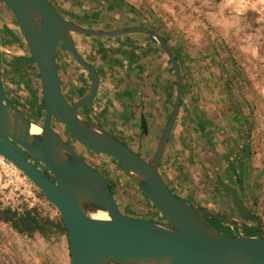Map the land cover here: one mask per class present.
I'll use <instances>...</instances> for the list:
<instances>
[{"label":"water","instance_id":"95a60500","mask_svg":"<svg viewBox=\"0 0 264 264\" xmlns=\"http://www.w3.org/2000/svg\"><path fill=\"white\" fill-rule=\"evenodd\" d=\"M2 1L14 14L35 60L45 112L42 125H38L21 111L4 88L0 65V156L23 173L58 210L67 228L71 264H264V237L249 235L243 227L220 214L182 201L172 193L161 174V161L183 96L182 70L165 38L142 25L112 30L87 28L66 19L50 0ZM74 34L146 35L170 59L176 82L175 101L152 160L81 117L79 109L93 102L100 79L93 65L77 51ZM60 45L65 46L90 77L88 93L74 104L62 91L57 65ZM53 120L59 121L73 140L87 150L115 159L165 222L126 216L105 177L53 129ZM30 124L39 126L41 133H29ZM140 128L143 135L148 134V122L143 114ZM236 179L239 181L238 175ZM216 186L230 197L242 219L250 217L236 187L220 180ZM102 215L107 219L100 218ZM209 218L242 232L227 236Z\"/></svg>","mask_w":264,"mask_h":264},{"label":"rangeland","instance_id":"374dc122","mask_svg":"<svg viewBox=\"0 0 264 264\" xmlns=\"http://www.w3.org/2000/svg\"><path fill=\"white\" fill-rule=\"evenodd\" d=\"M218 1L223 2L229 17L220 28H215L211 23L205 24L204 38L198 40L203 39L204 46L208 47L207 52H179L178 55L185 64V75L191 82L186 86V101L176 121L172 141L168 144L173 160L167 169L171 170L172 187L177 185L180 193L183 194V199L188 200L184 202L195 207L196 204L211 207L215 205L213 201L218 202L219 197L216 196V192L224 191L216 187L217 173L223 174L222 177L234 183L233 170L241 169L242 183L245 185L242 191L244 201L249 211L260 218L261 230L264 234V0ZM218 1L212 0L211 9L218 4ZM12 16L14 14L0 0V32H3L5 25L7 33L24 44L19 29L13 30L14 27L17 29L18 25L11 24ZM198 40H193V44L198 46ZM17 44V40L0 33L2 48L15 50L17 53L9 54L10 58L7 56L10 62L30 55L25 50L18 51ZM20 46L22 47V44ZM62 53L66 56L71 55L60 45L57 54ZM3 57H5L4 52ZM10 62L7 65L4 63L8 66L5 69L13 79L16 89L5 86V90L21 111L31 117L35 111L31 102V92L28 87L16 82L20 77L13 73ZM28 66L21 70L25 80L34 73L33 65ZM2 68L4 69V66ZM175 94L173 83L172 91L166 93L168 100L164 103L165 106L159 100L151 102L152 110L149 112L151 126L156 125L161 131L163 130L171 113ZM66 99L71 104L74 102ZM83 108L80 110V115L86 119ZM44 112L45 110L42 112L43 117ZM244 113L247 115V124L245 129L240 126L238 128L236 118L239 114L242 117ZM234 115L237 117L235 118ZM96 121L99 122L97 118ZM59 127L60 133L56 130L57 133L65 136L68 142L76 143L63 125ZM181 128L186 129L181 131ZM195 130H199V134L198 132L195 134ZM247 130L250 132L248 136L250 155L247 160L246 154V157L240 161L241 165L239 163L237 165L234 157L242 151L239 145L248 141ZM118 136L126 139L134 138L136 134L131 132ZM234 138L237 142H234ZM158 140L159 135L155 140H148L145 143L143 154L148 158L154 156ZM76 145L91 161L101 160L97 154L80 144L76 143ZM216 146L220 150H216ZM220 154L224 162L219 171L213 162ZM102 159L115 163L114 159L106 156H102ZM1 160L0 156V206L23 208L32 205V208L37 207L44 217L57 218L60 215L23 173L15 167L1 165ZM230 162L236 165L235 168L230 167ZM100 169L107 180H112L105 168L101 166ZM193 170L195 171L192 172ZM179 174H181L180 183L177 182ZM127 181L132 189L137 187L131 179ZM115 194L119 208L126 213L119 190H116ZM140 197L143 198L142 194ZM222 211L221 216L244 227L249 235H258L257 225L253 224L250 217L242 219L234 206L227 208L226 204L222 205ZM218 226L223 232L227 231L222 223L219 222ZM230 227L239 229L231 225ZM0 264H71L69 242L66 236L58 233H53L50 238H45L41 234H35L33 237L23 236L10 225L0 222Z\"/></svg>","mask_w":264,"mask_h":264},{"label":"crops","instance_id":"0c3cea01","mask_svg":"<svg viewBox=\"0 0 264 264\" xmlns=\"http://www.w3.org/2000/svg\"><path fill=\"white\" fill-rule=\"evenodd\" d=\"M50 1L66 19L87 28L112 30L134 25L150 27L167 40L177 55L179 52H207L208 47L204 46L203 39L198 40L204 38L205 24L211 23L215 28H220L229 17L223 2L218 0H216L218 4L212 9V0ZM193 40H198L199 45H194ZM73 41L77 51L93 65L100 79L95 99L83 108L86 119L117 137L131 132L137 135L142 114L151 126L149 120V112L152 110L151 102L159 100L165 106L164 103L168 100L166 93L172 91L174 80L171 66L167 63L156 41L142 34L118 37L76 34L73 35ZM179 59L182 66L183 83L187 86L191 81L185 75V64L180 57ZM57 65L65 97L74 102L84 97L90 86L88 72L76 63L71 55L66 56L64 53L57 54ZM237 119L238 128L240 126L245 129L247 115L244 113L241 117L239 114ZM155 126H151V132L154 131ZM175 126L176 124L174 128ZM184 129L186 128H181V131ZM196 133L199 134V130H195ZM133 139H137V136ZM133 142L137 144L138 141ZM234 142H237L236 139ZM239 147L241 150L245 149L246 141ZM216 150H220L218 146ZM197 154L198 152L195 156ZM172 155L167 146L160 165L161 174L172 193L182 201H188L183 199V194L180 193L177 185L175 187L171 185L173 178L170 174L171 170L167 167L171 166ZM223 162L220 154L213 164L220 171ZM174 175L177 177L175 173ZM218 175L223 174L217 173L219 179ZM180 177L181 174L177 179L179 183ZM217 195L219 200L217 199L218 202L213 201L215 205L211 207L196 203L194 205L223 215L222 205L226 204L227 208L234 205L224 192L217 191Z\"/></svg>","mask_w":264,"mask_h":264},{"label":"trees","instance_id":"16d2710c","mask_svg":"<svg viewBox=\"0 0 264 264\" xmlns=\"http://www.w3.org/2000/svg\"><path fill=\"white\" fill-rule=\"evenodd\" d=\"M7 33V29H5L4 34ZM7 35L10 36V34L7 33ZM11 37V36H10ZM166 40V39H165ZM167 41V40H166ZM24 47L26 48L27 51H29L27 45L25 44ZM63 49L67 51L64 45H61ZM177 60L179 61L181 70L182 66L180 63V59L178 55L175 53L173 50ZM162 53L164 57L167 60V63L171 66V73L173 76V83H174V92L176 93V82L174 78V69L171 64L170 59L166 55V53L162 50ZM34 65V73L32 77H28L26 80L21 74V70L25 67H30V65ZM10 67L13 71V73H16L19 77L20 80L16 81L19 85H25L28 87V89L31 92L32 95V105L35 108V111L29 119L33 121L36 124H40V122L43 120V111L45 110V105L43 102V97H42V92H41V86H40V80H39V72L36 67V63L34 58L30 55L29 57H21L18 58L14 61L10 62ZM183 77V76H182ZM187 92V88L185 83H183V96H182V101H181V109L184 104V95ZM176 95V94H175ZM175 101V97H174ZM174 105V102H173ZM173 105L171 106L173 108ZM171 108V111H172ZM180 109V112H181ZM179 112V115H180ZM178 115V117H179ZM170 114L168 115L169 118ZM148 121V120H147ZM168 121V120H167ZM166 121V124H167ZM149 123V122H148ZM165 124V125H166ZM56 125L57 127L61 126L62 124L59 123V121L56 120ZM67 130V129H66ZM174 130V128H173ZM172 130V133H173ZM68 132V131H67ZM249 131L247 130V147L241 151V153H238L234 157V162H237V165L242 159L246 157L247 154V160L250 155V147H249ZM141 132V136H142ZM115 136V135H114ZM116 137V136H115ZM118 138V137H117ZM120 139V138H118ZM122 140V139H120ZM148 137L143 138V142H147ZM124 141V140H122ZM126 143V142H125ZM140 143V142H138ZM140 154V153H139ZM142 155V154H141ZM105 156V155H102ZM111 159H113L110 156H106ZM115 163L112 164L108 162L107 160H103L104 165L106 166V169L108 172H110L113 176L114 180V185L117 187V190L120 192L121 199L123 200V208L125 209V214H129L131 218L137 219L139 217H143L142 219H145L146 216L143 215V211L146 210L147 213L148 211H155L160 217L162 215L160 212L156 209V207L148 200V198L136 187L135 189L129 185L128 183V175L126 171L123 169V167L114 159ZM230 167L235 168V164L233 162H230ZM240 170V171H239ZM243 171L241 169H236L235 168V174L240 175L242 174ZM110 183V182H109ZM110 188L112 191H114V186L110 183ZM142 194L143 198L140 197ZM40 195L45 198V196L40 192ZM243 197V196H242ZM46 199V198H45ZM47 200V199H46ZM48 201V200H47ZM21 209V210H20ZM145 216V217H144ZM163 218V217H162ZM250 218L253 222L254 225H257V232L259 237H264V234L262 233V222L260 218L255 216L250 212ZM0 222L5 223L10 225L17 233L23 236L27 237H33L35 234H41L45 238H50L53 233H58L60 235H64L67 237L68 240V235H67V228L66 225L61 218L60 215L57 216V218H50V217H44L40 212L37 207L29 208L28 206H25L23 208H13L11 206L8 207H3L0 206ZM246 231V230H245ZM69 242V241H68Z\"/></svg>","mask_w":264,"mask_h":264},{"label":"flooded vegetation","instance_id":"af4514ba","mask_svg":"<svg viewBox=\"0 0 264 264\" xmlns=\"http://www.w3.org/2000/svg\"><path fill=\"white\" fill-rule=\"evenodd\" d=\"M11 24L13 25V23L14 24H17L18 25V23H17V20H16V18H15V16H12V19H11ZM5 24H7L8 25V23H5ZM3 26V25H2ZM1 26V27H2ZM13 28V27H12ZM5 25H4V29H3V32H1L2 33V35H5L4 34V31H5ZM19 29V26H17V29H15V27L13 28V30H18ZM19 31V30H18ZM6 33V32H5ZM19 33H20V31H19ZM6 35H7V33H6ZM11 36V38L13 39V40H17V43H18V45H21V41L18 39V38H15L13 35H10ZM21 47V46H20ZM22 47H23V45H22ZM21 47V48H22ZM24 49V48H23ZM25 50V52L26 53H28V54H30L31 55V53H30V51H26V48L24 49ZM7 92V91H6ZM78 101V100H77ZM77 101H75V102H73L72 104H74V103H76ZM82 109V108H81ZM81 109H79V113H80V110ZM147 119V118H146ZM148 122V121H147ZM176 124V123H175ZM38 125H42V121L40 122V124H38ZM52 126H53V128H54V130L56 131H59V133H60V127H57V125H56V122H54L53 121V124H52ZM166 126V125H165ZM152 128H154V127H152ZM159 127L158 126H155V129H154V131L153 132H151V126L149 125V123H148V134L147 135H142L141 136V128L139 127V132H138V134L136 135L137 136V139H133V138H123V137H118V138H120V139H122V140H124L123 142H126V144L127 145H129L133 150H135L136 152H138V153H140V154H142V156L145 158V159H147V160H152V158H148L146 155H144L143 154V147H144V145H145V143L146 142H143V138H144V136L145 137H148V140L150 141V140H155V137L157 136V135H159V140H158V145H159V142H160V139H161V136H162V134H163V131H164V128H163V130L161 131L160 130V128L158 129ZM174 128V127H173ZM62 135V134H61ZM63 136V135H62ZM117 137V136H116ZM171 137H172V132H171V136H170V138H169V141H168V143H167V145H166V148H167V146H168V144L170 143V140H171ZM64 139H65V141L82 157V159H84L91 167H93L94 169H96L97 171H99L104 177H105V179L107 180V178H106V176L103 174V172H101V169H100V167L96 164V162L95 161H91L90 160V158H88L81 150H79V148L77 147V145H76V143H74V142H68L67 140H66V138H65V136L63 137ZM134 140H137L138 142H140V143H138L137 142V144H134ZM147 140V141H148ZM78 144V143H77ZM158 145H157V148H158ZM135 147H136V149H135ZM146 147V146H145ZM157 148H156V150H157ZM166 148H165V150H166ZM155 154V153H154ZM101 159H102V155H100V154H97ZM41 167V166H40ZM42 168V167H41ZM234 171V170H233ZM240 171V170H239ZM235 174V173H234ZM220 176V175H219ZM218 176V177H219ZM239 181L236 179V174H235V176H234V183L233 182H230V179H228V178H225V177H222V176H220L219 177V179L218 180H220V181H222V182H225V183H228V184H230V185H232V186H234V187H236L237 189H238V191L240 192V194H241V196H243L244 197V193L242 192L243 190H244V186L245 185H243V183H242V180H243V176H242V174H240L239 176ZM108 181V180H107ZM108 183H109V181H108ZM110 184V183H109ZM114 193V192H113ZM114 195H115V197H116V194L114 193ZM235 208V207H234ZM125 214V213H124ZM219 214V213H218ZM126 215V214H125ZM130 216V215H129ZM128 216V217H129ZM145 217V216H144ZM159 217V216H158ZM143 217H139V218H137V219H141V220H145V219H142ZM159 220H163V218H161V217H159L158 218ZM210 219V221L213 223V224H215L222 232H223V230L218 226V221L217 220H214V219H212V218H209ZM226 229H227V231H224L223 233L225 234V235H227V236H233L235 233H241L242 231H241V229H236V228H234V227H230V226H226ZM243 229H244V231H245V228L243 227ZM246 232V231H245ZM247 233V232H246Z\"/></svg>","mask_w":264,"mask_h":264},{"label":"built area","instance_id":"2783aa9c","mask_svg":"<svg viewBox=\"0 0 264 264\" xmlns=\"http://www.w3.org/2000/svg\"><path fill=\"white\" fill-rule=\"evenodd\" d=\"M19 31H20V29H19ZM1 33V32H0ZM2 34V33H1ZM20 35H21V37H22V39H23V35H22V33H21V31H20V33H19ZM23 41V40H22ZM21 44L23 45V48L25 49V47H24V44L21 42ZM18 45V44H17ZM16 48H18V51H23L24 52V49H22L21 47H20V45H18V47H16ZM27 51V50H26ZM0 52H1V55H0V65H1V74H2V79H3V84H4V88H5V86L6 87H8V88H10V89H16V86L14 85L15 83H14V81H13V79L8 75V71H6V69L5 68H7L8 66H6L9 62H10V60H8L7 59V56L9 57V54H14V53H16L15 52V50H11V51H9L7 48H5V49H3L2 48V46L0 45ZM3 52H4V54H5V57H3ZM8 54V55H7ZM17 54V53H16ZM24 54V53H23ZM23 56H25V54L23 55ZM30 56V55H29ZM10 58V57H9ZM6 65H5V64ZM2 66H4V69L2 68ZM34 66V65H33ZM37 67V66H36ZM32 75L33 74H31V75H29L30 77H32ZM96 164L99 166V167H103V168H105L104 170H107L106 169V166L104 165V162H103V159H101V160H98V162H96ZM1 165H3V166H6V167H15L13 164H11L9 161H7L6 159H4L3 157H2V160H1ZM41 166V165H40ZM42 167V169H44V167L43 166H41ZM107 175H109V176H111V177H109V178H112V180L110 179V183L114 186V191H116L117 190V187H115V185H114V180H113V176H112V174L110 173V172H108L107 171ZM130 179V178H129ZM29 208H32V205H30L29 206ZM21 210V209H20ZM143 215H145L146 216V218H145V220H147V221H156V222H161V223H163V222H165L164 221V219L163 220H159L158 218L160 217L155 211H148V213H147V211L146 210H144L143 212ZM159 216V217H158ZM162 218V217H161Z\"/></svg>","mask_w":264,"mask_h":264},{"label":"bare ground","instance_id":"6f19581e","mask_svg":"<svg viewBox=\"0 0 264 264\" xmlns=\"http://www.w3.org/2000/svg\"><path fill=\"white\" fill-rule=\"evenodd\" d=\"M28 131L31 134H40L41 133V128L39 126L35 125V124H30L28 126ZM100 218L107 219V217L105 215L100 216Z\"/></svg>","mask_w":264,"mask_h":264}]
</instances>
